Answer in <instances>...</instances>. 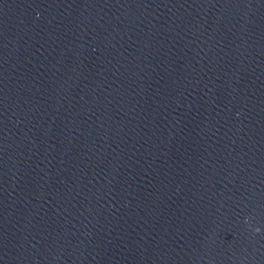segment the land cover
I'll use <instances>...</instances> for the list:
<instances>
[{
  "label": "water",
  "instance_id": "1",
  "mask_svg": "<svg viewBox=\"0 0 264 264\" xmlns=\"http://www.w3.org/2000/svg\"><path fill=\"white\" fill-rule=\"evenodd\" d=\"M0 264H264V0H0Z\"/></svg>",
  "mask_w": 264,
  "mask_h": 264
},
{
  "label": "clouds",
  "instance_id": "2",
  "mask_svg": "<svg viewBox=\"0 0 264 264\" xmlns=\"http://www.w3.org/2000/svg\"><path fill=\"white\" fill-rule=\"evenodd\" d=\"M258 230V229H257Z\"/></svg>",
  "mask_w": 264,
  "mask_h": 264
}]
</instances>
